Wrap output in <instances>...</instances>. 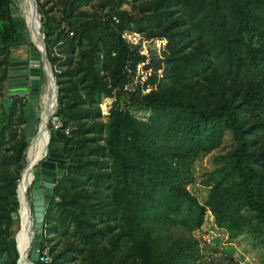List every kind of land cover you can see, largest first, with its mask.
Masks as SVG:
<instances>
[{
    "label": "trees",
    "instance_id": "obj_1",
    "mask_svg": "<svg viewBox=\"0 0 264 264\" xmlns=\"http://www.w3.org/2000/svg\"><path fill=\"white\" fill-rule=\"evenodd\" d=\"M35 1L57 86L47 148L65 169L37 231L49 260L33 264H220L194 234L206 212L264 249V0ZM15 12L0 0V84L24 32ZM132 33L158 51L142 53ZM20 100L0 104V264L17 259L11 213L31 137ZM211 150L199 201L187 186Z\"/></svg>",
    "mask_w": 264,
    "mask_h": 264
},
{
    "label": "water",
    "instance_id": "obj_2",
    "mask_svg": "<svg viewBox=\"0 0 264 264\" xmlns=\"http://www.w3.org/2000/svg\"><path fill=\"white\" fill-rule=\"evenodd\" d=\"M32 1V10L36 15V20L39 26V14L36 9V1ZM17 12L13 15L16 18L17 27H20V22L17 19ZM22 32L18 31V39L15 43L11 44L13 57H11L8 67L7 75L8 82L6 85L12 86H21L22 90L13 92H6L4 96L0 99V104L3 111L7 112L8 107L14 96L22 97L25 95V104L22 107V116L31 121L32 124L37 123V113L39 111V95L42 90L43 80L49 79L53 86V100L56 109V96H57V86L55 78L52 73V67L47 59L45 46L43 41V34L40 30H37V34L40 37L41 46L35 45L33 41L30 40L31 46L27 50L23 49L22 52L16 53V45H25L27 42L26 36L21 37ZM20 43V44H19ZM45 65H47V71L45 70ZM29 86V91L26 92V85ZM0 87H3V84H0ZM54 109V111H55ZM54 113V112H53ZM52 113V114H53ZM49 116L47 124L52 116ZM48 128V126H47ZM34 135H31L27 145L24 150V161L25 153L29 147ZM38 178L33 179L29 185L27 193L29 194L28 202L32 212V240L30 243V250L28 253V261L30 264H33L38 260V252L40 249V234L37 232L40 229L42 219H43V210L47 205V202L52 198V194L49 192L53 187L54 181L58 175H61L65 169V159L64 155L59 152L48 151L46 146V151L44 155L38 159L36 162ZM35 165V166H36ZM26 166L24 163L21 170ZM35 170V167H34ZM19 179V177H18ZM18 182V180H17ZM15 187V192L16 188ZM11 218H15V214L11 213ZM18 264V254L16 263Z\"/></svg>",
    "mask_w": 264,
    "mask_h": 264
},
{
    "label": "rangeland",
    "instance_id": "obj_3",
    "mask_svg": "<svg viewBox=\"0 0 264 264\" xmlns=\"http://www.w3.org/2000/svg\"><path fill=\"white\" fill-rule=\"evenodd\" d=\"M13 2H14V5L16 7V12L18 13V15L21 17V19L23 21L22 7L20 6L19 0L18 1L13 0ZM17 3H18V5H17ZM122 7L126 8V9L128 8V6L126 4H123ZM23 24H24V21H23ZM34 24H35V20H34ZM25 29L26 28H25V24H24L23 31ZM39 30H40V22H39ZM25 32H26V30L21 34V37L26 36ZM40 32H41V30H40ZM33 36H34V34H33ZM128 36H129L128 38L131 41L139 42L140 49H141L142 53L146 54L150 50L158 51L159 41L155 42L154 40H146V39H142V38L139 39V37L133 33L128 35ZM26 40H27L26 41L27 43H30L27 36H26ZM44 46H45V44H44ZM28 47L29 46L27 44L16 45L15 46V48H16L15 52L16 53L22 52L23 49L27 50ZM52 49L54 50V52L57 53L56 46H53ZM141 70L142 69L139 68V71H137V72L138 73L142 72ZM52 71H53V68H52ZM47 87H48V83H47ZM3 90H4V92L6 91V89H4V88H3ZM52 92H53L52 90L50 92H48V89H47V96L44 99L43 108L41 111L42 112V121L44 120V112L46 110V106H47V103L49 101V96L52 94ZM111 102H112V98H110V97L104 98L101 101L99 107H100V113L102 115L107 114L109 107L111 105ZM147 114H148V112L145 110H134L133 111V115H135L138 118H144ZM50 120H51V118H50ZM3 122H4L3 116L1 115V112H0V126L2 125ZM50 122L52 124L54 123L53 120H51ZM35 126L36 125L32 124L29 119L26 120L25 134L27 137H30L33 134V132L35 130ZM228 141H229L228 138L225 137V142L227 144H228ZM53 146L54 145H52V147ZM216 152H217V150H211L208 153L201 154L193 163L192 172H193L195 181L193 184H191L187 187L189 188V190L192 193H194L196 195V197L198 198L199 201L202 200V198L205 196V192H206L204 187L201 186L200 181L202 179H204L205 176L207 175V173H209L214 168L215 165L212 161V158ZM34 175H35V179H37L38 178L37 165L35 166L33 177H34ZM28 189H29V187H28ZM28 198H29V194H28ZM20 212H22L21 207H20ZM24 218H25V216H22V231H21L22 233L17 240V244H18L17 246H18L20 254H21V250L23 249L22 241L26 235V227H25L24 222H23ZM15 224H16V220L14 221L13 225H15ZM194 234L196 236H199L200 238L202 237V235H207V237L209 236L210 240L208 243V248H206V251H205L206 257H208L209 259H213L214 261H217L220 264H264V249L259 244L257 238L253 239L244 233L240 234L237 237L232 238V239L228 238L227 234L223 230L215 227V225L213 224V221H212V217L208 212L205 213L204 221H203L200 229L194 231Z\"/></svg>",
    "mask_w": 264,
    "mask_h": 264
},
{
    "label": "bare ground",
    "instance_id": "obj_4",
    "mask_svg": "<svg viewBox=\"0 0 264 264\" xmlns=\"http://www.w3.org/2000/svg\"><path fill=\"white\" fill-rule=\"evenodd\" d=\"M18 1V0H17ZM20 6L22 7V16L23 21L25 24V30H26V36L28 37L29 41H33L35 45L41 46L40 37L37 34V31L34 28V15L32 12V1L31 0H19ZM18 5V3H17ZM24 30V31H25ZM34 34V36H33ZM36 34V35H35ZM36 36V37H35ZM47 65H45V70L47 71ZM48 83V87H47ZM43 90L44 94L42 96L41 105L39 102V111L37 113V123L35 126V130L32 135L33 139L27 148V151L25 153V164L26 166L21 170L19 175V181L16 188V197L18 195V203L20 201V210L15 211V218L17 222V229L13 235V240L16 241V251L18 254V264H30L28 261V253L30 250V243L32 240V212L31 208L28 202V187L32 181L33 173H34V167L36 165V162L38 159H40L45 151L46 146L48 143V134L50 133L49 129L47 128V121L49 119V116L54 112L55 105L53 100V92L49 96V101L46 106V110L44 112V120L42 121V108H43V102L45 97L47 96V89L48 92L51 90L53 91V86L51 84V81L47 78L43 80ZM22 215L25 216L23 219L24 225L26 227V235L22 241L23 249L21 250V254L18 250V244L17 240L19 236L21 235L22 231Z\"/></svg>",
    "mask_w": 264,
    "mask_h": 264
},
{
    "label": "built area",
    "instance_id": "obj_5",
    "mask_svg": "<svg viewBox=\"0 0 264 264\" xmlns=\"http://www.w3.org/2000/svg\"><path fill=\"white\" fill-rule=\"evenodd\" d=\"M133 42V41H132ZM138 73V72H137ZM138 78L140 81H143L145 79V76L141 73H138ZM124 90H130V85L129 84H124L123 87H122ZM54 124V127H57L58 124L57 123H53ZM202 240H204L205 242H209L210 238L209 236L207 237V235H202ZM38 259L40 261H43V262H47L49 259H48V256H47V251L46 249H43L41 251V253L38 252Z\"/></svg>",
    "mask_w": 264,
    "mask_h": 264
},
{
    "label": "flooded vegetation",
    "instance_id": "obj_6",
    "mask_svg": "<svg viewBox=\"0 0 264 264\" xmlns=\"http://www.w3.org/2000/svg\"><path fill=\"white\" fill-rule=\"evenodd\" d=\"M7 82H8V75H7V73H6V78H5V81H4V83H3V87H5V89H6V91H5V93L6 92H9V91H13V92H17V91H21L22 90V87L21 86H12V85H6L7 84ZM43 88V87H42ZM26 92H28L29 91V86H28V84L26 85ZM15 97H18V96H15ZM21 98V102H22V107L24 106V104H25V95H23L22 97H20ZM39 98H40V95H39ZM41 100H42V97H41ZM41 100H40V105H41Z\"/></svg>",
    "mask_w": 264,
    "mask_h": 264
},
{
    "label": "crops",
    "instance_id": "obj_7",
    "mask_svg": "<svg viewBox=\"0 0 264 264\" xmlns=\"http://www.w3.org/2000/svg\"><path fill=\"white\" fill-rule=\"evenodd\" d=\"M23 216V215H22Z\"/></svg>",
    "mask_w": 264,
    "mask_h": 264
}]
</instances>
